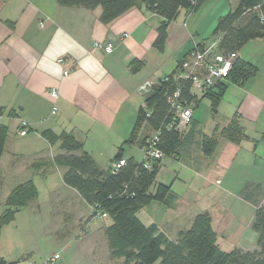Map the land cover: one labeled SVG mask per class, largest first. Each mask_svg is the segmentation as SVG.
Segmentation results:
<instances>
[{"label":"crops","instance_id":"crops-1","mask_svg":"<svg viewBox=\"0 0 264 264\" xmlns=\"http://www.w3.org/2000/svg\"><path fill=\"white\" fill-rule=\"evenodd\" d=\"M215 2L205 0L191 15L181 9L168 25L159 51L153 43L161 18L143 4L104 24L99 6L85 9L60 6L56 0H0V126L7 128L0 156V213L15 185L32 180L38 192L1 229L0 258L5 264L19 260L36 264L37 255L43 259L58 250V264H100L92 257L95 239L104 235L111 218L88 222L85 235L75 237L78 220L92 208L63 183L64 169L53 162L59 142L48 143L41 132L73 133L103 169L110 167L121 146L125 158L141 162L142 140L152 130L139 119L138 111L144 106L139 87L148 81L155 85L195 44L214 39V26L225 6L215 7ZM96 40L112 43V52L93 50ZM237 56L257 72L241 85L226 81L215 114L210 98L198 97L190 123L180 131L176 154L161 159L155 184L168 186L167 195L138 213L144 224H156L172 240L196 214L207 211L220 248L221 242L236 235L234 248H255L249 249L253 238L248 234L247 242L242 233L251 228L255 208L240 196V190L246 183L264 188V36L247 41ZM134 59L143 62L137 72L129 66ZM50 88L57 89L56 100L49 95ZM234 116L246 136L237 143L221 135ZM22 121L28 123L25 135L19 134ZM204 135L218 138L209 156L202 151ZM231 201L236 206L229 205ZM43 203L50 216L56 218L60 212L66 221L44 230ZM241 203L251 205V211ZM237 206L246 209L247 219ZM43 236L52 250L42 248Z\"/></svg>","mask_w":264,"mask_h":264},{"label":"trees","instance_id":"trees-1","mask_svg":"<svg viewBox=\"0 0 264 264\" xmlns=\"http://www.w3.org/2000/svg\"><path fill=\"white\" fill-rule=\"evenodd\" d=\"M204 1L56 0L58 5L66 7H101L99 20L104 24L143 4L147 10L161 18L153 43L159 51L164 48L168 25L179 11L183 9L187 13H194ZM213 35L214 38H219L218 49L226 54L237 53L247 41L264 36V0H237V5L218 19ZM129 66L132 72H137L142 68L143 62L134 59ZM173 71L160 78L143 95L150 115L145 116L143 107L138 111L139 119L145 121L152 131L160 130L158 147L163 156L176 154L181 138L178 130H168L165 127L170 121L167 96L180 85V81L173 78ZM256 72L254 65L237 58L226 80L216 85L215 92L213 89L204 95L210 98L213 113L215 114L226 81L241 85ZM188 99L196 102L198 98L189 96ZM221 135L235 143L246 137L235 116L229 120ZM41 136L52 145L59 142L60 151L53 157V162L55 166L64 169L63 183L75 189L91 206L92 211H103L111 218V224L103 230L110 259H121V264H264V205L253 197V192L264 189L262 184L246 183L240 190V196L255 208L251 229L256 233V248L246 250L235 247L229 251L222 250L207 211L196 214L191 225L180 230L172 240L156 224L146 225L138 217L144 206L154 199L162 201L169 191L168 186L155 184L161 160L155 162L150 169L145 168L143 160L138 162L133 157L125 158L121 146L112 162L123 159L124 164L117 172L112 173L110 167L103 169L98 165L73 133L64 131L57 134L46 129L41 132ZM6 138L7 128L0 126V156L4 151ZM145 138L142 140V148ZM217 144L216 136L204 135L203 153L211 155ZM154 184L155 191L152 193L150 188ZM37 195L32 180L19 183L9 191L4 199L5 207L0 213V233L5 225L15 219L18 210L35 200ZM0 264H5L1 258Z\"/></svg>","mask_w":264,"mask_h":264},{"label":"built area","instance_id":"built-area-1","mask_svg":"<svg viewBox=\"0 0 264 264\" xmlns=\"http://www.w3.org/2000/svg\"><path fill=\"white\" fill-rule=\"evenodd\" d=\"M193 12H189L191 15ZM126 35V34H125ZM219 38H214L209 42L195 44L193 48L184 56V58L176 64L173 71V78L180 81L178 85L168 96V114L170 116L169 123L165 126L166 129H174L179 132L184 129L191 121L193 114L194 101L189 100V96L195 99L204 96L211 92L218 83L225 81L229 76L234 62L238 58L237 53H223L218 49ZM93 50H101L110 53L113 50V45L110 42L103 43L94 41ZM61 61V59L59 60ZM68 71H64L67 75ZM187 84V86H186ZM152 88L151 82H145L139 87L141 94H146ZM49 95L56 100L58 91L56 88L48 90ZM56 110V106L52 107V113ZM145 116L150 115V110L143 106ZM20 135L27 133L28 123L22 121ZM160 130L152 131L147 135L143 145V166L150 169L155 162L162 159L163 154L159 149ZM124 160L113 161L110 165L112 173L123 166ZM89 221H95L104 218L107 214L103 211L90 212ZM60 253L55 252L43 258L41 264H58ZM13 264H26L24 260H19Z\"/></svg>","mask_w":264,"mask_h":264},{"label":"rangeland","instance_id":"rangeland-1","mask_svg":"<svg viewBox=\"0 0 264 264\" xmlns=\"http://www.w3.org/2000/svg\"><path fill=\"white\" fill-rule=\"evenodd\" d=\"M236 1L237 0H217V2L214 3V6L216 5L215 7H219L218 4H220V3H223V6L225 5L224 6V10H223L222 15H221V16H223V15L228 13L231 9H233L236 6V3H237ZM215 11L216 10L214 9V12ZM251 191H253V189ZM253 197L258 199L264 205V189H260L257 192H253ZM233 203L234 202L231 201V202H229V205H233ZM241 204H244V207L249 206V211H251L250 210L251 205H248L246 203H241ZM57 205L61 206L60 204H56V206ZM234 205L236 206V203H234ZM47 206L48 205H46L44 203L42 205L43 210H42L41 222H42V226H43L44 230H46L47 228L51 227V225L54 224L55 222L62 223L63 221H66V219L64 220V216H60L62 214L60 212L58 213V216H56V218L50 216V212L48 211ZM60 209H61V207L58 208V210H60ZM237 209L240 210V213L244 214V220L247 219V214H246L247 211H246V209L238 207V206H237ZM241 216L243 217V215H241ZM67 218L69 219L68 216H67ZM89 218H90V216L86 215V216H82L80 218V220H78L79 222H77V224L75 226L76 229H77L75 231V237L81 238V237H83V235H85L86 232H84V231L87 228L88 222H90ZM242 233H244V237L246 238L247 242H250L248 234L250 235V237L253 238L252 239L253 246H251L252 244L250 245V243H248V245L250 247L249 249H252V247L256 248V236H255V234L253 235L252 229L251 228H249V229L245 228L244 231L242 230ZM236 237H237V235L235 236V238ZM235 238L233 239V237H232V238L227 239L224 242H221V247H222L221 249L225 250V251H229V250L233 249L234 248V244H232V243L235 240ZM42 248L44 250L46 248L48 251L53 249V247H51V246H49V248H48V242H47L46 236H43ZM58 252L61 254L60 250H58ZM92 257L96 258V260L100 264H121V262H122L121 259L115 260V259H110L109 258V251H108V247H107V243H106L104 235H101V236L97 235L96 236L95 249H93ZM34 260H36V264H41L43 259L39 258V256L37 255Z\"/></svg>","mask_w":264,"mask_h":264}]
</instances>
